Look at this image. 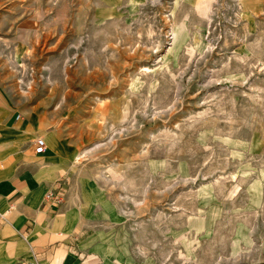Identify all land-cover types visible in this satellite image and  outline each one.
<instances>
[{
  "label": "rangeland",
  "instance_id": "374dc122",
  "mask_svg": "<svg viewBox=\"0 0 264 264\" xmlns=\"http://www.w3.org/2000/svg\"><path fill=\"white\" fill-rule=\"evenodd\" d=\"M254 1L0 0L1 83L65 116L131 264H264Z\"/></svg>",
  "mask_w": 264,
  "mask_h": 264
},
{
  "label": "crops",
  "instance_id": "0c3cea01",
  "mask_svg": "<svg viewBox=\"0 0 264 264\" xmlns=\"http://www.w3.org/2000/svg\"><path fill=\"white\" fill-rule=\"evenodd\" d=\"M80 148L65 116L22 108L0 79V264H131L129 232L109 230L119 216Z\"/></svg>",
  "mask_w": 264,
  "mask_h": 264
},
{
  "label": "built area",
  "instance_id": "2783aa9c",
  "mask_svg": "<svg viewBox=\"0 0 264 264\" xmlns=\"http://www.w3.org/2000/svg\"><path fill=\"white\" fill-rule=\"evenodd\" d=\"M16 117H19L18 115ZM46 148V143L43 137H38L34 140V152L36 153H42L45 151ZM50 195H52L51 193H49L47 195V197H49ZM58 201V200H57Z\"/></svg>",
  "mask_w": 264,
  "mask_h": 264
}]
</instances>
